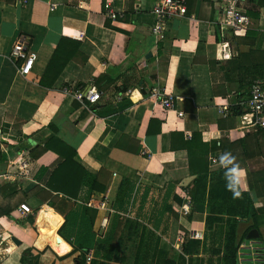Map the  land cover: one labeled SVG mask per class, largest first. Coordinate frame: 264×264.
<instances>
[{"label": "crops", "instance_id": "crops-1", "mask_svg": "<svg viewBox=\"0 0 264 264\" xmlns=\"http://www.w3.org/2000/svg\"><path fill=\"white\" fill-rule=\"evenodd\" d=\"M109 1L121 19L104 15L107 0H0V264H81L80 246L89 264H222L232 220L258 233L238 245V264L241 245L264 246V130L247 106L264 80V0L243 2L238 36L219 23L222 0H186L161 40L156 0ZM18 38L36 55L27 76L9 57ZM91 87L95 111L63 92ZM225 152L239 196L226 188ZM204 174L202 205L191 196Z\"/></svg>", "mask_w": 264, "mask_h": 264}, {"label": "built area", "instance_id": "built-area-1", "mask_svg": "<svg viewBox=\"0 0 264 264\" xmlns=\"http://www.w3.org/2000/svg\"><path fill=\"white\" fill-rule=\"evenodd\" d=\"M245 0H222L220 3L221 20L219 23L230 29L235 35H243L249 25V18L242 10V4ZM104 15L111 21L122 18V14L113 11L111 1L107 0L103 6ZM186 12V0H156L152 8L154 16V24L151 27V34L155 39L164 38L165 24L171 18L183 17ZM14 61L17 73L20 76H27L32 68V64L36 59V55L29 51L27 44L22 38H18L12 45L9 54ZM66 94H72L73 97L81 102L94 104L100 99V92L95 88H86L83 90L73 91L64 90ZM152 97L157 100L164 110H174V98L165 95L161 90L154 89ZM247 106L250 110L252 126L257 130H264V80L256 79L253 81ZM181 112L178 117H182ZM26 169L25 165H22ZM22 168V167H21ZM187 204L181 207V213L187 214L191 200L187 198ZM19 210L23 215L30 214V208L26 204H21ZM106 220L103 221L105 224ZM0 239L2 236L0 234ZM238 264H264V246L259 243L249 242L239 247L237 251ZM90 257L85 259L84 264L90 263Z\"/></svg>", "mask_w": 264, "mask_h": 264}, {"label": "trees", "instance_id": "trees-1", "mask_svg": "<svg viewBox=\"0 0 264 264\" xmlns=\"http://www.w3.org/2000/svg\"><path fill=\"white\" fill-rule=\"evenodd\" d=\"M78 44L76 43L75 48H78ZM59 58L56 55H54L51 59L50 62V72L48 74L51 82L53 83L58 76L61 74V70L62 68H58L55 69L57 65H55V63L58 61L59 62ZM65 64V62H63V65ZM63 67V66H62ZM52 69V70H51ZM55 69V71L53 70ZM47 76V77H48ZM43 85V83H42ZM85 106L88 110L90 111H95V108L92 107L91 105H89L88 103H85ZM131 105L130 103H126L125 106L120 105L118 106V109L116 110H110L108 112L113 113V112H119V111H123L124 109L129 108ZM99 115V113L96 112V115ZM55 145L56 142H52V145ZM72 153H70V156L73 157L74 156V152L70 151ZM69 160V157L67 158ZM66 159V161H67ZM66 161H65V166H66ZM0 163H1V153H0ZM67 167V166H66ZM198 167L193 166L192 162L190 161L189 163V173L190 175L194 176L196 173ZM41 172H45V170L40 169V173ZM88 176V175H87ZM197 179H194V187L196 189V192H194V194L191 196L192 202L193 203H198V204H202L205 205L206 201H205V190H206V185H207V175H201V176H197ZM94 184L92 186V188H94ZM104 188L101 187V189L99 191H102ZM206 210L209 212V207L208 204L206 205ZM241 224L238 223L235 220H232L230 223L228 222V227H229V232L227 233V237H226V241H229L230 244H226L225 246V250H224V256H223V260H222V264H234V256L236 253V249L238 247V245L240 244V242L245 238L246 234L248 233V231L250 229H252V227H248V228H241ZM243 230V231H242ZM88 249V248H87ZM80 251H81V255L82 257L80 258V263L83 264L85 261V258L83 256V254L86 252V248L83 246H80ZM35 264V263H34Z\"/></svg>", "mask_w": 264, "mask_h": 264}, {"label": "clouds", "instance_id": "clouds-1", "mask_svg": "<svg viewBox=\"0 0 264 264\" xmlns=\"http://www.w3.org/2000/svg\"><path fill=\"white\" fill-rule=\"evenodd\" d=\"M221 161L226 162L227 164H231L232 167L229 168L226 172V188L230 191H232L234 196H239L240 192L238 190L239 186V177L241 176V170L239 169V166L237 164H234L233 161H235V157L232 156L231 153L225 152L221 155Z\"/></svg>", "mask_w": 264, "mask_h": 264}, {"label": "water", "instance_id": "water-1", "mask_svg": "<svg viewBox=\"0 0 264 264\" xmlns=\"http://www.w3.org/2000/svg\"><path fill=\"white\" fill-rule=\"evenodd\" d=\"M257 238H258V233H257V231H255V230L250 231V232L248 233V235H247V239H257ZM12 242H13L16 246H19V245H20V243H19L16 239H14V238H12Z\"/></svg>", "mask_w": 264, "mask_h": 264}, {"label": "bare ground", "instance_id": "bare-ground-1", "mask_svg": "<svg viewBox=\"0 0 264 264\" xmlns=\"http://www.w3.org/2000/svg\"><path fill=\"white\" fill-rule=\"evenodd\" d=\"M48 229L46 227L40 226V233L43 235V243L47 242V233H48ZM13 248V247H12Z\"/></svg>", "mask_w": 264, "mask_h": 264}, {"label": "rangeland", "instance_id": "rangeland-1", "mask_svg": "<svg viewBox=\"0 0 264 264\" xmlns=\"http://www.w3.org/2000/svg\"><path fill=\"white\" fill-rule=\"evenodd\" d=\"M37 257V255L35 254V257H34V259ZM213 260V262L216 260V259H212ZM31 263H32V261H31ZM32 264H34V263H32Z\"/></svg>", "mask_w": 264, "mask_h": 264}]
</instances>
